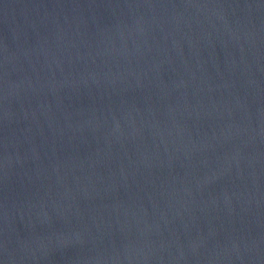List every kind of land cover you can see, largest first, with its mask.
Masks as SVG:
<instances>
[{
    "label": "water",
    "instance_id": "1",
    "mask_svg": "<svg viewBox=\"0 0 264 264\" xmlns=\"http://www.w3.org/2000/svg\"><path fill=\"white\" fill-rule=\"evenodd\" d=\"M0 264H264V0H0Z\"/></svg>",
    "mask_w": 264,
    "mask_h": 264
}]
</instances>
